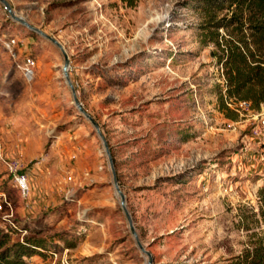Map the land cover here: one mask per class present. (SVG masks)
<instances>
[{
    "label": "rangeland",
    "instance_id": "1",
    "mask_svg": "<svg viewBox=\"0 0 264 264\" xmlns=\"http://www.w3.org/2000/svg\"><path fill=\"white\" fill-rule=\"evenodd\" d=\"M8 1L63 45L77 98L108 142L151 264H231L251 238L264 240V221L253 213L264 149L249 134L263 105H239L226 94L211 53L219 52L216 37L249 30L226 23V1L222 8L205 0ZM9 37L16 56L3 45ZM24 55L34 59L28 78ZM62 61L55 44L0 2L1 150L22 160L49 152L50 176L61 184L48 205L18 216L17 191L2 180L19 224L9 237L45 238L48 255L26 256L27 264H144L101 139L73 102ZM65 170L73 180L62 181Z\"/></svg>",
    "mask_w": 264,
    "mask_h": 264
},
{
    "label": "trees",
    "instance_id": "2",
    "mask_svg": "<svg viewBox=\"0 0 264 264\" xmlns=\"http://www.w3.org/2000/svg\"><path fill=\"white\" fill-rule=\"evenodd\" d=\"M126 5H133L136 0H120ZM218 8L229 7L226 23L239 21L246 23L247 36L220 35L215 38L219 52L216 61L221 63L225 79V93L251 102L253 108L263 105L264 114V0H205ZM223 18V17H222ZM216 26L224 25L216 22ZM236 33V32H235ZM257 211L264 221V180L257 188ZM10 240V241H9ZM73 242H66L65 246ZM49 248L43 236L22 235L10 239L9 234L0 228V264H27L24 257L30 255H48ZM43 264H51L49 261ZM231 264H264V240L256 236L235 255Z\"/></svg>",
    "mask_w": 264,
    "mask_h": 264
},
{
    "label": "built area",
    "instance_id": "3",
    "mask_svg": "<svg viewBox=\"0 0 264 264\" xmlns=\"http://www.w3.org/2000/svg\"><path fill=\"white\" fill-rule=\"evenodd\" d=\"M17 40L14 37H9L3 40V45L9 51L11 56H16L17 51L15 50ZM34 64V59L30 55H24L22 64L20 65L21 71L25 77H31L32 66ZM237 103L239 105H244L248 103L245 100L238 99ZM250 133L257 136L259 140L264 145V114L257 113L255 114V121L250 128ZM27 164L21 160L18 156L8 155L2 152L0 147V216L2 219V230L9 233L13 229H17L19 224L13 217L12 212V203L5 194L4 189L2 188V180L6 181L14 187L17 191V194L23 204H26L24 201L28 195L29 191V179L27 174ZM24 230V229H23ZM22 236L19 238L21 239ZM51 264H55L53 261ZM61 264H71L65 258L61 260Z\"/></svg>",
    "mask_w": 264,
    "mask_h": 264
},
{
    "label": "water",
    "instance_id": "4",
    "mask_svg": "<svg viewBox=\"0 0 264 264\" xmlns=\"http://www.w3.org/2000/svg\"><path fill=\"white\" fill-rule=\"evenodd\" d=\"M0 2L2 3L3 7L5 8V10L8 12L9 16L13 20L19 22L20 24L24 25L28 29L33 30V31L43 35L44 37L49 39L53 44H55L59 48V50L61 51V54H62V57H63V61H62V64H61V70H62L64 79H65L67 85L70 88V92H71V95H72V100H73L75 106L78 108L79 112L84 117H86L89 120V122L92 124V126L94 127L96 133L98 134V136L101 139L105 154H106L107 159H108L109 167L111 169L113 187H114L116 195L119 198V203L121 205V208H122V210H123V212H124V214L126 216L127 223H128V226H129V230L132 233V235H133V237L135 239L136 245L138 246L139 250L142 251L146 255L144 264H151V261H152L151 252L141 243V241H140V239L138 237V234H137V232L135 230V227L133 225V221H132L131 215H130V213H129L126 205H125V195H124L123 191L121 190V188H120V186H119V184L117 182L116 173H115V169H114V165H113V158H112V155H111V152H110V149H109L108 142L105 139L104 135L102 134L101 129H100L99 124L97 123V121L93 118V116L89 112H87L83 108V106L81 105V102L77 98L74 85H73V83L71 81V78H70L69 72H68V64H69L68 55H67L63 45L61 44V42L55 36L51 35L50 33H47L46 31H44L40 27L30 23L27 19H25L24 16L15 13L12 10V7H11V5H10L8 0H0Z\"/></svg>",
    "mask_w": 264,
    "mask_h": 264
},
{
    "label": "crops",
    "instance_id": "5",
    "mask_svg": "<svg viewBox=\"0 0 264 264\" xmlns=\"http://www.w3.org/2000/svg\"><path fill=\"white\" fill-rule=\"evenodd\" d=\"M257 113H263L262 107ZM249 134L252 135L253 139L255 138V135L250 132ZM262 148L264 149V145ZM30 161L32 162L28 164ZM23 162L27 164L26 168L30 187L28 195L24 200L26 204H23V200L19 198L18 204L14 206V210L18 216H26L28 213H33L34 210L48 205L52 198L51 194L56 193V190L61 186L60 179L54 180L50 176L52 174V167H54L52 165L55 164H51L49 161V152L39 153L36 156L24 154ZM73 179L74 175L71 170H65L62 181H71Z\"/></svg>",
    "mask_w": 264,
    "mask_h": 264
}]
</instances>
